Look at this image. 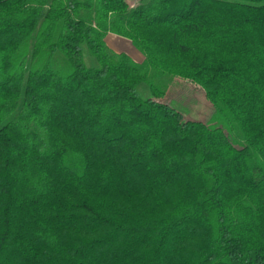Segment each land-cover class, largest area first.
<instances>
[{"label": "trees", "instance_id": "trees-1", "mask_svg": "<svg viewBox=\"0 0 264 264\" xmlns=\"http://www.w3.org/2000/svg\"><path fill=\"white\" fill-rule=\"evenodd\" d=\"M150 71L242 146L140 97ZM0 264H264V0H0Z\"/></svg>", "mask_w": 264, "mask_h": 264}, {"label": "rangeland", "instance_id": "rangeland-1", "mask_svg": "<svg viewBox=\"0 0 264 264\" xmlns=\"http://www.w3.org/2000/svg\"><path fill=\"white\" fill-rule=\"evenodd\" d=\"M148 1L126 0V3L128 9L133 10L136 6L145 4ZM78 14L87 24H90L94 17V9L79 10ZM38 34L39 26L20 46V52L25 55V61L28 65H39V56L34 55ZM82 48L86 66L96 67L95 58L89 54L85 46ZM53 62L55 67L61 70H64L67 66L66 59L59 53L53 56ZM136 91L140 97L145 99L158 97L160 102L170 105L181 113L185 120L202 122L210 129H219L235 147L242 146V142L234 135L224 118L205 97L204 91L189 81L161 76L154 71H150L147 79L138 84Z\"/></svg>", "mask_w": 264, "mask_h": 264}, {"label": "crops", "instance_id": "crops-1", "mask_svg": "<svg viewBox=\"0 0 264 264\" xmlns=\"http://www.w3.org/2000/svg\"><path fill=\"white\" fill-rule=\"evenodd\" d=\"M105 44L107 48L115 54L124 53L139 64L144 61V57L126 39L108 34L105 38Z\"/></svg>", "mask_w": 264, "mask_h": 264}]
</instances>
